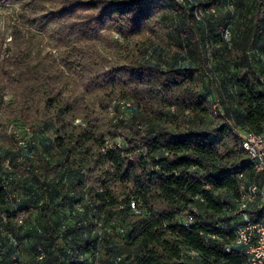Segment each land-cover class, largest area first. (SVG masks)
Segmentation results:
<instances>
[{"label": "trees", "instance_id": "trees-1", "mask_svg": "<svg viewBox=\"0 0 264 264\" xmlns=\"http://www.w3.org/2000/svg\"><path fill=\"white\" fill-rule=\"evenodd\" d=\"M16 1L56 44L16 23L0 51V169L9 159L20 173L0 185V264H245L226 246L238 174L253 175L239 133L264 132V73L250 55L264 43V0L238 11L228 40L232 13L207 10L226 0H170L185 66L141 59L138 39L166 17L154 0ZM88 98L90 114L120 101L130 114L89 121ZM11 123L27 130L24 145Z\"/></svg>", "mask_w": 264, "mask_h": 264}, {"label": "rangeland", "instance_id": "rangeland-1", "mask_svg": "<svg viewBox=\"0 0 264 264\" xmlns=\"http://www.w3.org/2000/svg\"><path fill=\"white\" fill-rule=\"evenodd\" d=\"M157 5H161L163 8L162 12H165L166 17L163 19L160 14L158 16V20H160L159 25H155V34H148L146 33L144 36H141L139 40V46L141 47H147L145 49V52H142L141 59H143L146 62L150 63H158L160 60L166 59L169 62H173L176 66H185L187 64H190L191 62V57L190 55L184 51L180 50L177 45H176V38H175V30L173 28V22H174V14L173 13V6H171V1L170 0H154ZM178 1V0H176ZM225 1V0H224ZM251 0H226V3L224 7H221L220 5H213L211 8H207V10H215L214 12L220 13L222 15H225L228 11H230L231 14V23H230V28H228L225 32L224 38L228 40L230 36H232L233 32L238 33V30L240 27H242L241 18L238 16V11H244V9L250 4ZM23 9V6L16 0H9V1H3L0 0V37H1V45L2 47L0 48L1 50V56H6L7 53L4 50L8 45L7 43L9 42L10 39V31L12 28L13 24H18L22 26L25 30H29L31 34H34L37 36L42 43L47 44L46 50H49L51 48H54L56 44V39H55V31L54 29L51 28H37L35 27L29 19L26 17H23L21 15V11ZM207 10H203L200 8L198 11V16L200 18H207L209 14L205 13ZM201 20V19H199ZM202 22V21H201ZM202 27L204 28L203 23H201ZM221 27L218 26V28L215 30V32H220ZM231 32V33H230ZM221 33V32H220ZM224 33V32H223ZM118 34L115 33L113 38H118ZM130 45V39H127ZM230 44V43H229ZM97 48L101 50L102 52H105L106 54H113L114 50L109 47L104 41L97 42L96 44ZM139 53V51H138ZM122 55L125 54V52L121 53ZM250 55L254 57L255 59L258 60V64L260 66V70L262 73H264V43L261 42L260 38H256L254 41V46L250 51ZM211 61H214L211 60ZM212 74V73H211ZM10 98L9 95L4 96V100H8ZM91 98H88V100L85 102L88 106V110L85 109L84 112H86L88 115L87 120H92L94 117H99L101 118L102 116L107 119L109 118H114L115 116L119 117H125L130 114V109L128 106V103H124L123 101L118 102V108L117 110H109L108 113H92L90 109H93L94 111L97 110L98 105H92L91 103ZM116 104V105H117ZM127 105V106H126ZM223 106V105H222ZM84 113V114H86ZM106 119V120H107ZM12 129H15V132L18 136V139H27L28 137V132L26 129L22 128L21 125H18L16 123H11L8 126L7 132H11ZM24 151V150H23ZM25 152V151H24ZM70 174V173H69ZM71 173L70 175H72ZM33 216L35 213H32ZM23 254L21 255V258L24 261H27L29 258V253L27 250L23 249L22 250ZM101 257V256H100ZM103 256L101 259H99L100 264H104V261L102 260ZM97 262V263H99Z\"/></svg>", "mask_w": 264, "mask_h": 264}, {"label": "built area", "instance_id": "built-area-1", "mask_svg": "<svg viewBox=\"0 0 264 264\" xmlns=\"http://www.w3.org/2000/svg\"><path fill=\"white\" fill-rule=\"evenodd\" d=\"M184 2V0H178ZM242 148L247 152L253 167V175L248 179L245 173L238 175L244 178V182L239 188V198L237 201L236 212L240 216V222L235 226L234 238L226 246V250L239 247L245 255V264H264V132H253L242 130L240 133ZM20 145L25 144V140H19ZM9 159H5L0 169V185L9 186L11 182L19 177ZM258 213L254 215L253 212ZM24 216L16 218L18 223L23 222ZM7 238L15 244L11 232H6ZM40 252L36 260L43 258ZM2 255L0 252V262Z\"/></svg>", "mask_w": 264, "mask_h": 264}]
</instances>
